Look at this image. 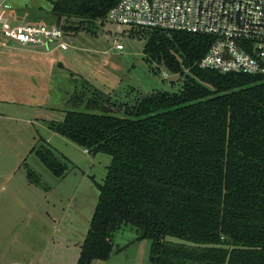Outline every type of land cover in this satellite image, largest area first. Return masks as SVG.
I'll return each instance as SVG.
<instances>
[{
    "label": "trees",
    "instance_id": "trees-1",
    "mask_svg": "<svg viewBox=\"0 0 264 264\" xmlns=\"http://www.w3.org/2000/svg\"><path fill=\"white\" fill-rule=\"evenodd\" d=\"M118 1L49 4L55 19L93 24ZM136 30L150 31L144 61L184 76L178 91L119 105L89 86L69 96L61 121L48 123L88 154L110 157L76 264L109 260L113 237L127 226L150 241L149 264H264V75L199 68L209 36ZM32 152L55 178L66 176L52 149ZM26 178L43 186L28 167Z\"/></svg>",
    "mask_w": 264,
    "mask_h": 264
},
{
    "label": "rangeland",
    "instance_id": "rangeland-1",
    "mask_svg": "<svg viewBox=\"0 0 264 264\" xmlns=\"http://www.w3.org/2000/svg\"><path fill=\"white\" fill-rule=\"evenodd\" d=\"M2 1L11 7L13 26L36 24L50 30L57 25L49 0ZM57 26L66 34V51L57 44L22 47L13 42L3 46L0 42V176L22 180L27 164L49 189L40 194L43 210L48 214H70L75 226L72 228L82 232L88 228L87 220L95 209L98 185L103 183L110 157L88 154L50 131L48 123L62 120L69 96L81 88L87 90L90 86V90L109 93L112 102L131 104L136 97L155 91H178L184 76L144 61L143 47L150 31L118 26L105 18L92 24L61 17ZM117 44L123 49L117 50ZM121 111L119 106L114 110ZM39 146L64 158L68 168L64 178H55L30 152ZM135 234L131 226L121 228L113 237L110 259L92 264H149L150 241L135 242ZM70 245V264H75L79 247Z\"/></svg>",
    "mask_w": 264,
    "mask_h": 264
},
{
    "label": "built area",
    "instance_id": "built-area-1",
    "mask_svg": "<svg viewBox=\"0 0 264 264\" xmlns=\"http://www.w3.org/2000/svg\"><path fill=\"white\" fill-rule=\"evenodd\" d=\"M11 7L0 3V42L22 47L57 44L65 51L61 26L11 25ZM106 20L130 29H161L209 36L198 67L219 73L264 75V0H119ZM117 50H122L120 44Z\"/></svg>",
    "mask_w": 264,
    "mask_h": 264
},
{
    "label": "crops",
    "instance_id": "crops-1",
    "mask_svg": "<svg viewBox=\"0 0 264 264\" xmlns=\"http://www.w3.org/2000/svg\"><path fill=\"white\" fill-rule=\"evenodd\" d=\"M9 17L14 15L10 12ZM14 180L0 176V264H70V244H76L80 252L88 228L77 232L70 214H48L43 210L40 194L49 191L43 182L41 187L31 184L26 173L22 180Z\"/></svg>",
    "mask_w": 264,
    "mask_h": 264
},
{
    "label": "water",
    "instance_id": "water-1",
    "mask_svg": "<svg viewBox=\"0 0 264 264\" xmlns=\"http://www.w3.org/2000/svg\"><path fill=\"white\" fill-rule=\"evenodd\" d=\"M60 19H61L60 16H56V23H57V25H59V23H60Z\"/></svg>",
    "mask_w": 264,
    "mask_h": 264
}]
</instances>
